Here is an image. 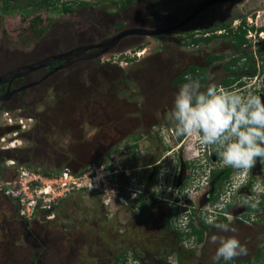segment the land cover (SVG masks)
Instances as JSON below:
<instances>
[{
    "label": "rangeland",
    "instance_id": "1",
    "mask_svg": "<svg viewBox=\"0 0 264 264\" xmlns=\"http://www.w3.org/2000/svg\"><path fill=\"white\" fill-rule=\"evenodd\" d=\"M80 1L90 4L79 6ZM203 1L134 0L128 6L123 5L124 0H53L51 4L44 0H0V75L97 42L110 35L118 23L147 29L170 26ZM232 1L220 3V6L231 5L228 13L234 12L230 29L238 27L242 20H246V28L264 24V0ZM66 6L77 8L73 12H64ZM197 19L199 17L186 26L190 31L195 30L193 24ZM177 31L160 34V40L151 36H127L99 58L79 60L57 70L41 83L13 94L0 105V220L8 221L6 231L18 228L10 207L18 205L20 198L27 197L21 187L27 188L29 183L27 195L31 196L30 200L36 198L40 208L47 204V195L40 194L39 190H51L49 185L52 184L56 192V203L51 210L38 207L31 216L33 226L40 233L55 227L57 234L65 240L71 234L65 233L64 226L86 222L91 229L92 222L98 223L91 229L92 235H87L89 231L85 230L75 232V236L72 234L78 241L72 255L63 251L57 258L51 253L49 263L100 264L102 258L103 262L107 260L108 252H118L129 256L121 259L123 264H141L134 261L132 253L141 255L146 264H213L211 258L215 246L209 239L216 230L211 225L202 227L201 222L205 214H214L220 222H228L230 218L238 230L236 235L246 245L247 255L237 259L243 264H264V214L253 210L250 213L247 209L250 204L252 208H258L259 202L264 204V197L260 195L264 192V171L258 172L261 162L257 160L253 170L234 169L231 185L228 188L223 181L215 204H211L209 197L215 180L212 181L208 172L218 168V164L223 167V164L213 149L208 150L211 157L203 156L195 162L194 154L198 150L202 154V149L206 151L207 146L201 144L198 134L179 138L171 123L170 112L180 86L177 76L187 72L190 66H204L207 53L183 42L184 33ZM222 31L225 33L224 29ZM252 33L255 35V30ZM258 33L248 38L245 48L228 50L222 55L223 61L211 64L208 80L201 85H218L224 72L242 71L226 65L234 57L252 53L255 60L259 59L255 44L262 37ZM220 39V43L212 41L210 44L221 49L225 38ZM245 62V58L241 59L237 66H243ZM256 62V72H264L263 67L260 69L262 63ZM45 73L43 68L32 71L20 84L34 82ZM251 82L257 84L254 79ZM4 85H0V90ZM13 86H19L18 79L13 81ZM162 122L166 123L157 124ZM146 130L151 132L152 140L144 137ZM164 131L170 135L169 141L164 140ZM154 135L162 138L163 151L157 149L158 140ZM135 136L140 141L134 145L138 147L137 157L132 162L127 149L133 145ZM164 156L166 169L162 171L164 183L162 181L161 188L166 183L167 195L164 192L161 195L156 179L147 192L161 195L166 200L172 194L177 199L171 196L173 203L157 199L142 212L136 200L133 204L130 194L123 196L120 192L137 193V189H142L138 176L128 192L127 188L113 185L112 166L119 165L133 176L134 170L143 171L142 167L151 164V174L156 159ZM43 168L53 175L47 176ZM64 170L70 171L66 179L63 177L68 182L89 171L80 183L89 187V175H95L103 189L97 193L87 187L57 189ZM251 172L253 177L249 175ZM250 180L252 189L245 187ZM119 195L121 197L117 199ZM4 196L10 202L5 201ZM178 196L183 198L180 203H177ZM229 200L230 206L223 209ZM170 203L177 206L174 216L181 217L182 223L172 222L171 228H167ZM185 218L186 223L183 222ZM189 220L204 229L201 241L197 233L180 237L179 232L191 230V226L186 225ZM86 240L91 243L85 244ZM128 249L132 252H126ZM27 250L22 241L16 240L12 244L10 233L0 231V264H11L17 257H24ZM145 250L151 255H142ZM152 252H161V256ZM186 256L187 262L183 261Z\"/></svg>",
    "mask_w": 264,
    "mask_h": 264
},
{
    "label": "flooded vegetation",
    "instance_id": "2",
    "mask_svg": "<svg viewBox=\"0 0 264 264\" xmlns=\"http://www.w3.org/2000/svg\"><path fill=\"white\" fill-rule=\"evenodd\" d=\"M205 1H207V0H205ZM205 1H203V2H205ZM228 1H232V0L217 1L215 3H212L211 5L205 7L204 9H202L193 18H191V20H189L186 25H184L182 28L178 29L179 31L176 30L178 33H184L183 37L188 36V34L191 33V32L194 33L193 34L194 38H201V37L205 38V37H210V36L212 37L210 42L200 41L198 44L191 43V45L195 46L198 50H201V49L206 50L207 53H206V55L204 57V61H203L204 66H199V65L197 67L195 65L190 66L189 69L187 70V72H185L184 74L182 73L181 75L177 76L176 80H177V84L178 85H181V84L185 83V82H180L179 81L180 77H185L186 78L187 76H191L193 79H198L200 82H207L208 76H209L207 71H208V68L210 67L211 64H213L216 61H218L219 63H220V61H223L224 58H223L222 55L225 54L228 50H236L237 51V50H240L243 47L245 48L247 46L248 41L242 47H238L237 46V40L233 39L232 35L230 34V30L231 29L229 27V24H230L231 20L233 19L234 12L233 13H228L229 10H231V5H230V7H226L224 5L220 6L221 5L220 3H224V2H228ZM203 2H201V3H203ZM132 4H128V6H130ZM123 5H126L125 2H124ZM235 6H236V4H235ZM193 11H191L189 14H191ZM202 12H204V13L201 14ZM188 15H186L184 18H186ZM196 17L197 18L199 17V19H197V21L195 20L196 23L193 24V26L195 27V30L194 31H190L188 29L189 26L188 27H186V26L191 21H193ZM184 18H182L181 20H183ZM181 20H179L178 22H180ZM243 22L246 23V20H242L240 22V24L243 23ZM171 25H173V24H171ZM219 26L223 27L225 33L222 31L223 30L222 28L219 29V30H213V28H218ZM252 27H254V26H251V28H247L248 31L249 30L250 31L255 30V35L252 33V35L250 37H252L253 35L256 36V34L258 32H259L258 34L262 37L261 40L257 44H255L256 47L258 48L257 52H255V54H259L260 57L257 60H255V58H253L254 60L253 59L251 60V63H255V68L247 66V65L244 66V67H241V66L240 67H235L237 65H235V66L233 65V69H236V70L240 69L242 71H236V72H234V74L224 72L221 75V79H220L221 82L218 85L222 86V87H224L226 89H229V90L237 91L241 95H247L249 92H251L254 95H259L262 98H264V72H256L257 66H258L256 61H260L262 63V66H260V69L262 67L264 68V45H263V43H264V24H262L260 26H257L256 28L254 27V29H252ZM128 28H144V27H127L123 23H118L115 26V30L110 35H108L106 37H103L102 39H99L97 42H93V43L101 42V41H103V40H105L107 38H110V37L116 35L117 33L123 31L124 29H128ZM160 28H163V27H160ZM144 29H147V28H144ZM155 29H158V28H155ZM204 29H209V31L204 32L203 31ZM235 29H237V27ZM116 30H118V31L116 32ZM149 30H154V29H149ZM176 31H173V32H176ZM217 32L220 33V36H216ZM166 33H170V32H165V33H161V34H166ZM133 35H141V34H133ZM129 36H132V35H129ZM141 36H145V35H141ZM156 36H158L157 39L160 38V34L156 35ZM156 36H151V37L156 38ZM221 37L225 38V40H224V42H223V44L221 46V49H215V45L210 44V43L212 41H213L214 44L215 43H220L221 42V39H220ZM123 38H125V37H123ZM215 38L218 39V40H215ZM248 38H249V34H247V39ZM120 40H119V42H120ZM182 41L184 42L185 38ZM118 43L116 45H118ZM90 44H92V43H90ZM101 47L105 48L106 46L105 47L101 46ZM95 50L96 49L93 48V49H89L88 51L91 52V51H95ZM213 56H222V58L218 59L216 61H210L211 57H213ZM99 57H97V58H99ZM239 57H241V56L234 57V58L228 60L227 64L226 63L225 64L228 66V68H230L229 63L233 59H236V58H239ZM244 58L247 61V56H242V58H239L238 63H240L241 59H244ZM88 59H95V58H87V59H83V60H88ZM252 61H254V62H252ZM63 62L64 61L54 60V61H52L51 65L49 67L43 68V69H45L46 72H48V71L52 70L53 68L58 67ZM193 67L197 68V72L193 73L191 71ZM201 69H206L205 73L202 75V76H204L203 79H202L201 76H198V72ZM17 79H18V85L19 86L18 87H14L13 86V88H12V83H13L14 80H16V79H14L13 81H11L12 82L11 83V89L12 90L16 89V88H19L22 85L20 83L24 80V77L17 78ZM253 79H254V81H257V84H255L254 82L253 83L251 82ZM2 84H5L4 85L5 87L1 88V91L4 94V93L7 92L8 84L7 83H2ZM2 84H0V85H2ZM165 123L166 122L157 123V124L162 125V124H165ZM171 123L174 125L173 122H171ZM143 134H144V137H147L148 140H152L153 139L151 137V135H150L151 132L148 133V131L146 130V132L143 133ZM139 136L137 135L138 138H139ZM137 137L135 136V140H134L133 145L131 146V148L127 149L128 153L132 157V162L137 157L136 150H137L138 147L134 146L137 143H139V141H140V139L136 140ZM141 137H143V136H141ZM159 137L157 135L156 136L154 135V139L158 140L157 143H156V147L160 151H163L164 146L161 145L162 144V140H161L162 138H159ZM198 137H199V134H198ZM164 140L168 141L165 138H164ZM199 141H200V139H199ZM114 150H115V152H118V149H114ZM214 152L216 153L215 150H214ZM164 158H165V156L163 158L158 159V160L156 159V161L154 162V167L152 168L153 171H152L151 174H150V171H151V167L153 166L151 164L142 167L143 171L139 170L138 172H135V170H134L133 176H132V174L130 172H128L127 169H124L121 166L119 167V165L117 166L116 164L113 165L112 166L114 168L112 170V173L114 174V176L112 178L113 185L115 187H118V188H127L128 192H129V190L132 189L131 185L133 184V182L137 181L136 180L137 179L136 175H137L138 179H139V185L141 186V188L142 187L143 188L142 189H137L138 192L135 193V196H134L133 199H138L137 202L139 203L140 206L142 204V198H140V194H143V193L147 192L148 188L152 186V181L155 180V179H156L155 182H158V185L160 186L158 190H159V192L162 195V191L163 190L166 191V183L163 184V188H161L162 181H163V179H162V171L166 169V165H165L166 163H165V161H163ZM260 165L261 166L258 168V172H260L262 170L264 171L263 163H261ZM85 168L86 167H84V169ZM249 170H253V167L250 168ZM43 171L45 172V171H47V169L43 168ZM155 173H157V174L155 176L153 175L154 177L151 176L152 174H155ZM249 175H250V177H253V173L252 172ZM231 178H232V174H231V176L229 178H227L225 180V182L227 183L226 186L228 188H229V185H231V183H232V179ZM218 179H219V176H217L215 178H212V181L215 180L213 182L214 185H216V183L218 182ZM250 182L252 183L251 180L248 183H250ZM163 183H164V181H163ZM248 183H246L245 187L249 188V189H252L253 183H252L251 186H249ZM119 191H120V189H119ZM120 192H121V194H123V196H126V194H130V193H127V191H124V193L122 191H120ZM213 194H214V188L212 189L210 197ZM161 195L158 196V195L153 194L151 192L150 193L147 192L146 195H145V201L148 204V207L152 204L151 203V199L152 198L155 199V202L157 201V199H160V200L163 199V201H164V198H162ZM260 195L262 197H264V192H262ZM4 197H5V199H4L5 201L10 202V199L7 196H4ZM117 197H118L117 199H119V197H121V195H119ZM210 197H209V200H210ZM230 203H231V201L229 200L228 204H224L225 207L223 206V208L226 209L227 207H229ZM133 204H135V200H134ZM227 205H229V206H227ZM257 206H258V208H256L257 210L255 212H259L261 214H264L263 213L264 212V204L259 202L257 204ZM251 207H253V206H251ZM10 208H12L11 212L13 214H15L16 220L18 222V228H16V227L14 229L9 228V230H8V232L10 233L11 238H12V244H14L15 241L17 240V241H22L28 247V250L23 253L24 257H22V258L17 257V260L12 262L11 264H51V263H49V260H48V256L51 253H52V255L56 256L57 258L60 257V252H63V251L67 252L68 255H72L73 252L77 249V242H78V241H76L77 238L74 239L73 236H75V234L78 233L79 231H83V230L89 231V232H87V235H92L93 232H91V229L92 228L95 229L97 227V225H98L97 222L95 224H93V222H92V224H91L92 228L90 229V227H88L86 225V222H82V223H80L77 226H74L73 224H68V225L64 226V230L66 231L65 233H69L71 235L68 238H66L65 240H62V237L57 234L55 227L47 228V229L44 230L45 232H41L40 233L33 226L32 220H31L32 218L28 220V219H26V218H24L23 216L20 215V209H19L20 206H19V204L18 205L14 204ZM132 209L134 210V208H132ZM247 209H248V212L251 213V211L249 210V205L247 206ZM219 213H221V214L223 213L224 214V212H219ZM248 217H249V215H248ZM192 223L193 222H189L188 224L190 225ZM7 224H8V221L0 220V231L1 232L4 231L5 233L8 234V232L6 231ZM78 227H80L81 229L78 230ZM204 228H207V227H204ZM72 234H73V236H72ZM89 243H91V242H87V240L85 241V244H89ZM112 244H113V241H112ZM112 244H110V245H112ZM145 251L146 252H141L142 255L144 254L145 257H146V254H147V256L151 255L150 254L151 252H148V250H145ZM126 252H132V251L128 249ZM152 254L161 256V252H159V253L152 252ZM107 257L108 258H107V260L105 262H103V258H102V261L100 262V264H118L119 262L122 263L121 259L129 258L128 254H126V253L120 254L118 252H111V253L108 252L107 253ZM140 257H141V255H139L137 253H132V258L134 259L135 262H140L141 264H146V262L143 260V258H140ZM165 257H166V255H165ZM187 258H188V256L183 258V261L185 260V262H187ZM231 262H232V264H243L241 262V260H239V259L232 260V261H227V262L223 260V261H219V264H231ZM129 263H127V264H129Z\"/></svg>",
    "mask_w": 264,
    "mask_h": 264
},
{
    "label": "clouds",
    "instance_id": "3",
    "mask_svg": "<svg viewBox=\"0 0 264 264\" xmlns=\"http://www.w3.org/2000/svg\"><path fill=\"white\" fill-rule=\"evenodd\" d=\"M185 79L187 82L175 93L170 120L177 135L199 134L201 144L207 146L202 154L198 150L193 160L211 157L208 150L214 149L223 166L235 170L250 169L257 160L264 163V98L251 92L241 95L215 83L203 87L191 76ZM203 221L216 230L209 239L215 246L213 264L247 255L248 249L230 218L220 222L218 216L205 214Z\"/></svg>",
    "mask_w": 264,
    "mask_h": 264
},
{
    "label": "water",
    "instance_id": "4",
    "mask_svg": "<svg viewBox=\"0 0 264 264\" xmlns=\"http://www.w3.org/2000/svg\"><path fill=\"white\" fill-rule=\"evenodd\" d=\"M217 1H225V0H207V1L199 4V6L191 14H189L186 18H184L180 22L175 23V24L170 25V26H166V27L158 28V29H154V30H149V29H144V28L124 29L123 31L117 33L116 35H114L110 38H107L101 42L78 46V47H75L69 51L62 52L59 54H54V55L48 56L44 59H41L39 61H35V62L29 63V64H25L23 66L14 68L12 70H9V71L0 75V79H2L4 77L8 79V82H6L8 84V89H7L6 93H4L2 96H0V105L5 103L13 94L18 93L21 90L27 89L29 87H32L34 85L41 83L44 79H46L48 76H50L51 74H53L57 70L66 68V67L70 66L71 64L79 61V60H83V59H87V58H97V57H99V56H101L107 52H110L116 46V44L119 42V40L122 39L123 37L133 35V34H141V35H145V36H156V35H159L161 33L176 31V30L182 28L184 25H186L187 22L189 20H191V18H193L202 9H204L205 7L211 5L212 3H215ZM107 42H109V45L105 48H102L101 46H103ZM93 48H95L96 50L91 51V52L88 51L89 49H93ZM54 60H59V61H64V62L61 65H59L58 67H55L52 70L46 72L41 78L37 79L36 81L21 85L19 88H16L13 90L11 89V83H12L11 81L14 78H16V79L22 78V77L27 76L32 71L42 69V68H47L51 65L52 61H54Z\"/></svg>",
    "mask_w": 264,
    "mask_h": 264
},
{
    "label": "trees",
    "instance_id": "5",
    "mask_svg": "<svg viewBox=\"0 0 264 264\" xmlns=\"http://www.w3.org/2000/svg\"><path fill=\"white\" fill-rule=\"evenodd\" d=\"M32 1H36V0H32ZM44 1H46L48 4H51V3H53V0H44ZM125 2V4L126 5H128V4H132L133 2H134V0H125L124 1ZM90 4V2H88V1H80L79 2V6H87V5H89ZM77 7H74V6H66V7H64L63 8V11L64 12H73V11H75V9H76ZM252 29H254V27H252ZM193 32H191V33H189L188 34V36H186L185 37V41L187 42V43H193V44H198L200 41H205V42H210L211 41V39H212V37L210 36V37H201V38H194V36H193ZM230 34L232 35V37H233V39H235V40H237V46L238 47H242L247 41H248V39H247V34H248V29L246 28V26H245V22H243V23H241L238 27H237V29H231L230 30ZM158 36H156V38H157ZM247 56V61L245 62V64L243 65V66H241V67H244V66H250V67H254L255 68V63H251V60L254 58V55L253 54H247L246 55ZM222 58V56H213V57H211V60L210 61H216V60H218V59H221ZM239 58H242V56L241 57H239ZM239 58H236V59H233L230 63H229V66H230V68H233V65L235 66V65H237L238 64V60H239ZM235 67H240L239 65L238 66H235ZM193 73H195V72H197V68L196 67H193L192 68V70H191ZM205 71H206V69H201L199 72H198V76H201L202 77V79L204 78V76H202L204 73H205ZM179 81L180 82H186V79H185V77H180V79H179ZM3 94V92L0 90V96ZM179 136V138H181L183 135H178ZM84 171V169L83 170H81V172H83ZM233 171H234V169L233 168H231V167H226V166H223V167H220V164H218V168H216V169H213V170H211L209 173H210V178L212 179V178H215V177H217V176H219V179H218V182L216 183V185H215V187H214V194L210 197V202H211V204H215V202H216V200H217V198H218V196H217V194H218V190H219V187H220V185H221V183L223 182V181H225L227 178H229L230 176H231V174L233 173ZM44 173H46V175L47 176H52L53 175V173L52 172H50V171H45ZM248 185L249 186H251L252 185V183L250 182V183H248ZM179 187H181V185L179 186ZM182 191V190H181ZM93 192H95V193H97L98 191L97 190H93ZM164 192V194L165 195H167L166 193H165V190H163L162 191V193ZM180 194V193H179ZM172 196V194H170V195H168L167 197H168V199L166 200L165 198H164V200L165 201H167V202H172V201H174V200H171V198L173 197H171ZM134 198V197H133ZM132 198V199H133ZM140 198H142V204H141V211L142 212H145L147 209H148V204L146 203V201H145V193H143V194H140ZM174 199H177V196H174L173 197ZM133 200H136V201H138V199H133ZM181 200H183V198H182V196H178V202L177 203H180V201ZM189 201V200H188ZM151 203H155V199L154 198H152L151 199ZM173 203V202H172ZM227 206H229V205H227ZM252 205H249V210L250 211H256L257 209L256 208H252L251 207ZM39 207V206H38ZM37 207V208H38ZM169 210H168V212H169V214H168V216H167V228H171V226H172V222H173V220H174V218H175V216H174V213H175V207H177V206H175L174 207V205L173 204H169ZM225 207V206H224ZM40 208V207H39ZM42 208V207H41ZM40 208V209H41ZM51 208H52V206L50 207V208H45L46 210H51ZM42 209H44V208H42ZM223 209H225V208H223ZM222 219H224V220H226L227 218L225 217V216H222ZM190 222V221H189ZM201 224L204 226V227H208V225L207 224H205L204 223V221H202L201 222ZM188 225V224H187ZM190 226H191V230L189 231V232H186V233H184V232H179V235H180V237L181 238H184V235H188V236H191L192 234H198V239H199V241H201L202 239H203V233H204V229L203 228H201V227H198V226H196V225H194L193 223L192 224H190ZM202 226V227H203ZM118 264H123V262L121 263V262H119ZM231 264H232V262H231Z\"/></svg>",
    "mask_w": 264,
    "mask_h": 264
},
{
    "label": "built area",
    "instance_id": "6",
    "mask_svg": "<svg viewBox=\"0 0 264 264\" xmlns=\"http://www.w3.org/2000/svg\"><path fill=\"white\" fill-rule=\"evenodd\" d=\"M248 34H249V37H250L252 35V31L249 30L248 31ZM164 132H165L164 138L168 140L170 138V135L167 134L166 131H164ZM162 135H163V133H162ZM209 153H211V152L209 151ZM196 154L198 155V152ZM196 154H194V155H196ZM69 172L70 171H67V170H64L63 171V176L60 178V184H57V186H56L57 189H60V188L68 189L69 186L71 188H75V186H76L78 189H81L82 187H87V188L91 189L92 191L93 190L99 191V190H102L103 189L102 183L99 182L98 177L95 176V175H93V176H90L89 175V177H90V186L89 187H88V185L85 186L84 184L80 183V180L82 179V177L85 176V175H88L89 171L85 172V174H83L81 176H77V178L74 179L72 182H68V181L64 180V178L66 179L70 175ZM22 185H23V183H22ZM195 186H197V185L195 184ZM29 187H30V183L27 184V188H25L23 186L21 187L24 195H26L27 197L24 196V197L20 198V200H19L20 215L23 216L24 218L28 219V220L31 219V216L34 214L36 208L38 206H40V205H38V202H37V199L36 198H33V199L30 200L31 196L27 195L28 188ZM49 187H50L51 190H43V189H40L39 190V193L40 194L41 193H44L45 195H47L46 198H45L47 200V204L42 205L41 206L42 208H50L51 206H53V204L56 203V201H55V197H56L55 194H56V192L54 190V186H52V184H51V185H49ZM112 190L113 191H116V189H112ZM50 191H52L53 193L50 194L51 193ZM5 192L6 193H9L8 190H6ZM180 192L182 193V191H180ZM134 196H135V193H130V197H134ZM187 205H185V206H187ZM184 220L185 221H183V222L186 223V218ZM189 221L187 222V224L189 223ZM173 222H175V223H177V222L182 223V218L181 217L180 218H174Z\"/></svg>",
    "mask_w": 264,
    "mask_h": 264
},
{
    "label": "bare ground",
    "instance_id": "7",
    "mask_svg": "<svg viewBox=\"0 0 264 264\" xmlns=\"http://www.w3.org/2000/svg\"><path fill=\"white\" fill-rule=\"evenodd\" d=\"M108 45H109V42L105 43L103 46H104V47H105V46L107 47ZM145 52H146V51H144V52H142V53H145ZM14 79H16V78H14ZM14 79H13V80H14ZM13 80H12V81H13ZM0 82H1L0 84H2V83H6V82H8V79L4 77V78L0 79Z\"/></svg>",
    "mask_w": 264,
    "mask_h": 264
}]
</instances>
